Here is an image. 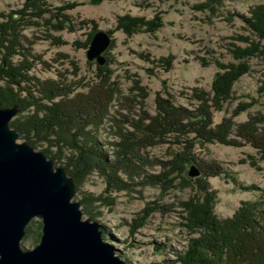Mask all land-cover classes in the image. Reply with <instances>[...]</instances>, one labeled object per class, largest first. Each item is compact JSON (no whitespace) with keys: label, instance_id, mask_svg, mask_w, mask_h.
Returning <instances> with one entry per match:
<instances>
[{"label":"rangeland","instance_id":"374dc122","mask_svg":"<svg viewBox=\"0 0 264 264\" xmlns=\"http://www.w3.org/2000/svg\"><path fill=\"white\" fill-rule=\"evenodd\" d=\"M24 1L0 0V16L19 11ZM45 2L49 12L35 19L36 24L23 26L20 32L24 47L34 59L28 75L36 76L42 84L52 80L69 86L72 98L88 94L98 83L96 67L101 66L86 59V42L88 40L89 44L98 30L106 31L111 39L103 56L114 72L110 82L117 83L122 94L115 96L108 108L109 114L93 132L109 158L114 154V144L119 141L112 117L128 115L125 100L138 94L130 92L135 84L149 95L129 118L137 119L142 108L154 115L156 94L193 111L196 105L192 90L210 92L218 72L215 62H232L229 50L233 45L245 48L253 42L258 44L259 50L264 49V40H259L243 21L251 17L252 10L264 6V0H219V4L212 0L216 7L213 14L207 8H200L206 0H102L96 5L89 0ZM66 5L75 7L57 10ZM2 17L0 22L5 19ZM156 17L160 18L161 27L148 32L147 25L153 26ZM133 18L143 21V25L140 32L127 35L123 30L133 23L129 20ZM57 25L62 29H56ZM169 56H172L171 70L163 72L159 60ZM247 63L249 71L232 86L230 100L221 111L212 112L211 127L226 120L234 124L227 137L234 144L213 142L201 146L196 143L191 151L197 162V166H191L198 169L199 175L189 177L188 166L183 176L201 178L199 183L191 181L187 185L177 175L169 186L150 180L162 173L161 162L169 161L171 154L181 148L175 143V136H168L167 143L141 152L142 160L135 161L143 164L139 175L130 179L118 173L128 184L126 189L106 192V181L96 171L81 180L73 201L92 200L87 205L88 211L95 214L91 221L100 225L104 240L114 246L116 254L126 264H182L176 257L187 252L192 239L202 238L207 233L187 220L186 204L195 200L197 192L203 194L200 204L204 197H210L212 214L218 221L232 219L249 203L259 210L257 217L264 227V146L258 145L264 140V57L256 54ZM27 87L31 89L30 85ZM34 110L30 106L22 113L23 117L33 114ZM240 127L246 131L240 130L239 134ZM127 128L130 130L129 126ZM85 130L87 132L88 128ZM65 131L62 137L49 131L46 139L35 135L28 138L34 142L35 151L47 150L57 167L65 166L77 155L70 145L71 136ZM247 132H251L249 137L245 135ZM17 142L24 140L18 135ZM213 168L222 171L217 176L206 177ZM148 203L153 209L146 215L144 210ZM81 211L83 213L82 208ZM83 218L88 219V215L83 213ZM143 218L145 225L131 235L133 221L137 223ZM28 226L21 245L31 249L39 240L41 222L33 219Z\"/></svg>","mask_w":264,"mask_h":264},{"label":"trees","instance_id":"16d2710c","mask_svg":"<svg viewBox=\"0 0 264 264\" xmlns=\"http://www.w3.org/2000/svg\"><path fill=\"white\" fill-rule=\"evenodd\" d=\"M101 1L89 0L94 5ZM215 1V4L220 3L219 0ZM66 6L57 10H66L69 6L70 8L75 7V5ZM200 8H207L212 14L216 10L212 0H206ZM47 12L49 11L45 0H25L22 9L8 13L3 16L4 21L0 22V108L12 106L19 108V113L11 122L10 128L33 149L35 144L28 138L29 135L46 139L49 131L56 133L59 137H62L61 133L64 130L67 131L65 133L71 136L70 145L76 149L77 155L65 166L59 167L73 179L76 191L81 180L93 171L104 177L106 192L111 189L117 191L126 189L128 184L120 178L118 173L122 172L130 179L133 175H139L143 164H136L135 161L142 160L141 152L147 148L151 149L159 144L167 143L168 136L177 137L175 143L181 148L171 154L169 161L161 162L162 173L152 176L150 180L159 182L163 186L167 183L169 186L177 175L187 185H190L191 181L199 183L201 178L190 179L186 175L183 176L188 166H197L196 159L191 152L195 144L198 143L201 146L213 142L234 144L233 141L227 139L234 124L226 120L220 125L211 127L212 112L221 111L223 105L230 100L232 86L249 71L248 59L256 54L264 57V49L259 50L257 43L252 42L245 48L233 45V48L229 50L232 62L226 64L215 62L218 72L212 80L210 92L192 90V99L196 105L193 111L176 106L169 98L164 99L156 94L154 115L142 111V108L137 119L129 118L128 116L135 111L136 106H142L149 95L138 84H135L130 92L135 91L138 94L131 96L130 99H124L127 102L125 110L128 115L119 114V116L112 117L113 128L117 132L119 141L114 144V154L112 158H109L102 142H99L93 133L94 130H98L103 118L109 114L108 108L115 96L122 94L116 86L117 83L110 82L114 72L110 68L109 60H106L108 63L103 66L96 67L98 83L91 88L88 94L76 95L75 98L70 97L72 89L69 86L52 80L42 84L36 76L32 78L28 75L33 69L34 59L24 47L23 36L20 34L21 28L36 24L35 19L39 20ZM134 19L136 18L129 19L133 23L128 24L123 30L127 35L140 32L143 21L136 19L137 22H134ZM155 21L152 23L153 26L147 25L148 32L153 33L161 27L160 18L156 17ZM243 21L259 40H264V6L252 10L251 17L243 18ZM90 23L94 24L92 21ZM55 28L62 29L60 25ZM94 28L93 25V30ZM244 41L247 40L244 39ZM88 45L87 40L85 48ZM159 63L163 72L170 71L172 56L160 59ZM27 85H30L31 89H28ZM55 99L58 101L53 102ZM30 106L35 108L33 114L23 117L22 113L27 112ZM39 114L43 116L39 117ZM86 128L89 132L88 130L86 132ZM240 130L246 131L245 128L242 130L240 127L237 129L239 134ZM250 133L247 132L245 135L249 137ZM261 141L262 145H258L264 146V140ZM41 152L56 166L54 157L48 155L47 150ZM167 167L169 168L166 170ZM212 170L205 176H217L222 171L220 168ZM202 197L203 194L197 192L195 200H190L186 204L187 220L189 224L191 222L196 228L201 227L207 233L202 235V238L192 239L187 252L176 259L182 264H264V227L257 217V213L260 212H257L259 210L256 206L246 203L232 219L218 221L212 214L210 197L208 195L204 197L203 203L200 204ZM91 201L85 198L78 201L89 220H93L95 216L87 209ZM150 207L151 204L148 203V207L144 210L146 215L152 211L153 208ZM145 222L144 218L137 223L133 221L130 234H135L145 225ZM29 228V226L26 228V232Z\"/></svg>","mask_w":264,"mask_h":264},{"label":"water","instance_id":"95a60500","mask_svg":"<svg viewBox=\"0 0 264 264\" xmlns=\"http://www.w3.org/2000/svg\"><path fill=\"white\" fill-rule=\"evenodd\" d=\"M110 43L106 31H96L86 59L103 66ZM18 111L17 106L0 108V264H126L104 240L100 225L83 218L66 171L28 143L17 142L9 122ZM187 174L195 177L199 171L190 166ZM33 219L40 220L41 232L28 249L21 241Z\"/></svg>","mask_w":264,"mask_h":264},{"label":"bare ground","instance_id":"6f19581e","mask_svg":"<svg viewBox=\"0 0 264 264\" xmlns=\"http://www.w3.org/2000/svg\"><path fill=\"white\" fill-rule=\"evenodd\" d=\"M18 113H19V112H18ZM18 113H17V114H18ZM17 114H16V115H17Z\"/></svg>","mask_w":264,"mask_h":264}]
</instances>
